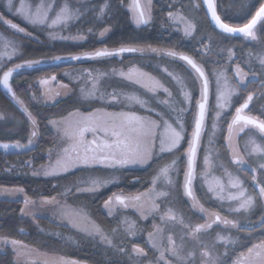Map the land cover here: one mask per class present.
<instances>
[{"label":"trees","instance_id":"16d2710c","mask_svg":"<svg viewBox=\"0 0 264 264\" xmlns=\"http://www.w3.org/2000/svg\"><path fill=\"white\" fill-rule=\"evenodd\" d=\"M66 1L73 8L79 9L81 13L78 19L68 23L66 30L70 33L82 34L84 36L83 39L49 42L38 30L24 24L15 14L4 10L2 2H0V15L18 24L20 27L25 28L26 32L29 33L26 35L29 38V43L23 44L18 56L12 58L9 62L34 61L53 55H82L81 57H84L86 53H94L96 49L101 47L108 48L123 44H133L172 50L174 52H185L195 61L202 62L204 68L211 74L210 66L214 67L225 62L224 46L229 43V45L233 44L235 51L232 61L237 63L242 70H248L250 68L249 66H251V71L257 75V78L248 80L243 87L239 86V94L232 98L233 108L238 107L243 102L242 99L247 97L249 93H255L258 88L262 87L261 81L264 80V69L261 68L254 57H252V60L249 59L253 51V40H247L241 36L227 35L213 28L199 0H196L198 6L193 12H190L188 9V0H152V19L148 24L140 26L134 25L131 20L128 6L129 0H107L109 7L99 17L96 15L98 8H94V6L103 3L104 0H87L83 2L74 0ZM167 4H171V8ZM215 5L219 16L225 22L232 25H241L246 22L251 14L254 13L255 8L258 7L257 0H215ZM178 6H182L184 12L188 13L189 11L192 18L195 17L196 19L195 31L189 38H185L180 31L175 30L168 22V11ZM2 24L7 26L0 21V26ZM103 28L108 29V31L99 37L97 33ZM256 33L258 37L261 36L264 39V28L260 25L257 26ZM215 37L219 38V42H215ZM204 46L207 49L204 50ZM154 57L155 55L144 56V54H139L138 52H124L119 55L94 59L82 58L80 60H69L56 64L48 63L45 66H38L31 69L24 67L14 73L10 81L11 86L17 98L23 102V107L27 108L28 112L35 118V130L38 132V135L33 140V143L29 145L28 139L33 127L31 122L22 111L21 105L17 104L12 97L0 89V110L6 116L4 120L6 122H0V144L7 143L13 145L19 141L22 145H26L25 147H9L8 149L0 147V188H22L28 197L51 196L66 189L65 195L68 201L83 206L104 229L110 230L115 224L117 226L120 225L118 223L119 217L117 213H115L116 215L108 216L103 211L102 205L114 190L120 189L127 193L143 190L149 185V177L156 168L171 159L177 161L176 177L178 176V179H180L185 166L184 151L188 145L189 130L192 124L191 118L185 123L186 131L183 133L184 139L177 149H174L171 153L164 152L159 156L153 157L152 161L145 167H126L116 170L115 175L118 177L116 183L101 187L95 192H77L76 185L78 182L86 181L88 178L99 175L109 176L110 170L99 167H79L67 173L51 177L36 176L30 172V166H36L45 160L46 157L44 156L46 151L52 145L53 133L47 123L49 118L64 116L72 110L89 111L104 104L96 98L87 99L79 97L77 95L78 85L75 83H73V91L71 93L63 98H59L53 103L33 102L25 90L27 86L32 85L38 77L53 73L67 82L66 77L64 78L59 72L64 68L88 71L96 70L97 68L106 70L108 65L129 66L138 64L159 76V63L158 65L155 63ZM158 60L162 62V65H167V69H175L182 72L183 68L178 61L174 59L166 60L164 56L158 57ZM152 63L156 67L153 68ZM118 80L120 82L117 80L110 81L111 85H107V83L106 85H102V83L105 84V81L99 82V86L102 87V90H105L108 86L116 85V87H119L117 88L119 90L117 93H121L122 91L140 92V89L134 84H129L120 79ZM84 81L87 82V80ZM193 98H195L194 95ZM260 99L258 98L257 100ZM115 106H119V103L111 101L106 103L105 107ZM152 106L156 107L157 104L152 102ZM249 111L264 120V107L262 104L261 107L257 104L249 106ZM231 113L232 111L226 113L220 122L222 123V120H225V123L228 122ZM220 126L221 129L216 139L219 159L223 164L229 166L230 163L227 160V149L224 139L226 130L224 126L222 127V124ZM245 133L240 134L239 141L241 139L243 140ZM260 138L264 142V138L262 136ZM248 161L250 163H248L249 166L256 168L254 161H251V159ZM12 164L15 165L12 166L14 168L10 167ZM238 173L242 174L247 189L255 196L258 193V189L254 187L251 181V169L242 167ZM257 174V182L264 185V169L259 167ZM197 195H199L200 200L207 207L211 209L218 208L215 203H211L207 199V193L198 191ZM22 201L20 198L0 196V235L25 241L45 252L58 253L89 264H141L144 261V257H140L141 260L137 263L134 260H130L129 256H127L133 244L144 248L147 258H150L152 255V249L143 240L142 235L140 237H128L122 230L114 233L115 243L117 244V242L123 241L126 245H123L127 250L126 253H119L105 243L94 239L92 236L85 235L68 226L54 223L48 218H37L34 222L28 217L20 215L19 211ZM181 204L187 208L183 209L188 213V217L191 216L192 218L196 217L197 219H201L197 213H193L189 209L188 204L184 201ZM247 215L246 219L248 222L240 224L236 230L229 231L230 237L236 243L224 245V248L226 247V255L225 253L223 254L222 264H231L237 255L247 252V249L252 247L253 244L264 240V230H261L259 225L251 233L243 230V228L249 227L250 224H256L260 216L263 215L262 201H259ZM137 219L138 221L148 222L141 220L139 217ZM222 229L218 226L212 227L207 232L208 237L211 238L217 233H223L225 229ZM218 246H222V243L219 242ZM0 264L19 263H16L12 259L11 252L8 249H3L0 250ZM160 264L163 263L160 262Z\"/></svg>","mask_w":264,"mask_h":264},{"label":"snow or ice","instance_id":"6c2138e0","mask_svg":"<svg viewBox=\"0 0 264 264\" xmlns=\"http://www.w3.org/2000/svg\"><path fill=\"white\" fill-rule=\"evenodd\" d=\"M203 3L207 6L208 13L211 15L212 21L215 26L221 30V32L226 34H240L247 40H257L256 29L260 25L264 28V0H257L258 7L255 8L254 13L251 14L247 22L242 26L234 27L228 23L221 20V17L217 14L216 5L214 0H203ZM8 10L12 11L13 3L12 0H7ZM109 5L107 0L103 3L95 5L94 8H98L96 15L102 16L105 9ZM171 7V5H170ZM130 10L133 12V20L137 26L142 24H148L151 20L152 11V0H132L130 5ZM53 11V4L51 2L46 3L45 0H40L36 5L35 11H30L25 7L24 0H21L20 6L15 8V14H19L22 18L31 25H44L47 24L49 28L56 25H67L69 21L76 20L81 15L79 9L70 8L67 3L59 7V10L55 12L53 17L49 16V13ZM168 20L173 23H182L183 31L185 36H191L193 34L195 25L188 20L179 11L172 12L169 11ZM0 21L8 25L11 29L16 30L19 33L29 34L26 29L20 27L18 24L13 23L11 20L6 19L4 16L0 15ZM91 31V29H89ZM108 29H105L100 33L101 36L105 34ZM52 39H69V37H57L54 33H49ZM72 39H83L82 36L72 37ZM11 46V52L4 51L0 52V60H3L5 56L10 60L16 52V47L12 45L11 41H4L3 47L8 49ZM149 51L156 52L159 54V49L149 48ZM143 52L145 49L132 48V47H122L115 52H110L107 49L97 50L94 54H86L84 57L79 55H71L69 57L54 56L53 60L59 61L61 59H71L80 60L82 58L94 59L98 57H107L113 55H119L124 52ZM229 59H231L232 51L228 49ZM165 55L170 57H176L178 54L174 51H167ZM178 58L181 61H185L187 65L194 70L200 80L203 81L201 99L197 101L198 111L195 114L194 128L191 132V138L188 140V148L186 149L185 155L187 158L186 171L184 173L183 182V192L184 195L192 202V207L194 209H199L200 212L205 213L208 217L203 224H197L194 227L185 224L182 217H178L172 208H168L160 219L162 223H167L169 221L180 224L183 228L188 229L185 236L190 239L200 243L198 234L202 232H207L213 227L214 224H223L225 226H231L232 228L238 227V222L235 220L227 219L226 217H221L218 213H209L207 209L200 204V201L195 196L193 190V181L196 179V155L197 149L200 146L201 134L204 127L206 106L208 102V79L205 76L204 69L198 65L191 57L180 54ZM259 64L262 69H264V54L257 57ZM39 60L25 61L23 64H16L14 67L7 68L3 71V75L0 76V86H2L7 93L12 97L17 104L21 105V109L27 116L28 120L31 122L33 129L30 132L28 139V144L33 143L34 137L38 135L35 130L36 120L28 112L27 108L23 107V102L20 101L16 93L14 92L9 80L13 76V73L17 70L28 67L31 68L35 64H39ZM236 78L239 85L245 83V77L248 73H245L239 66L235 69ZM88 77L92 80V86L89 89H81V94L86 98H96L97 92H99V82L102 76L106 75L104 73H99L95 77L92 76L90 71L87 72ZM119 75L124 79L134 83L139 84L141 87L146 89L149 93H156L159 89H163L164 92H168L167 88H164L159 80L154 77L149 76L147 73L139 71L137 69H130L127 73L120 72ZM255 76L256 73L252 72ZM217 76V108L224 109L231 102V97L235 95L238 91L237 87H232L224 73L220 72L216 74ZM175 78V77H174ZM223 78L222 88L220 87ZM52 79H55L53 77ZM48 80H41V85L48 84ZM261 86L264 87V80L261 81ZM62 87H67V85H62ZM50 91V90H49ZM60 93L57 92L56 95ZM171 95V93H168ZM108 95L112 100H117L123 98L129 104H138L141 108L147 106V101L141 96L136 94L128 93H111L105 94L101 93L99 98L105 99ZM182 95L185 100L189 99V95L183 92ZM264 95V93H262ZM51 98V97H50ZM254 99L252 93H249L244 102L235 109V115L232 121L228 124L229 136L227 138L229 148L231 149L232 163L243 165L245 163L244 157L239 154V151L232 144V137L234 135H239L244 132L245 129L249 127L256 129L259 133L264 136V120L258 119L257 117L245 114V109L249 108V104ZM167 104L168 101H163ZM175 110V109H174ZM186 109H181L183 112ZM220 112L216 113V117H220ZM0 119H3L0 116ZM53 127L57 128V131L61 133L62 138H66L68 146L62 149V155L58 157L55 164L51 165L48 169L44 171L45 176L60 175L61 173H67L78 166L91 167L95 164H101L106 167L115 166H127V165H145L153 158V147L155 142L159 141V151L160 152H173L177 149L181 141L184 139V125L183 122L178 118L175 123L179 125V129L174 127L172 123L168 120L161 118L158 120H153L150 117H143L136 115L135 112H121V113H105L104 117H96L93 115L84 116L83 118L73 121L70 124H65L64 127H60V122L55 120L51 121ZM215 127V125H213ZM86 133H92L93 139L87 140ZM97 133H102L103 136H98ZM251 146V152L249 155H264V146L257 144L254 139L248 141ZM19 141L13 145L7 143L0 144V147L8 149L9 147H25ZM176 160H172L171 163L161 166L157 174L152 179V187L142 193L135 195L124 196L115 195L109 197V199L104 201V207L108 209V214L111 216L113 209L117 205L123 208H135L140 213L141 219H146L148 215L159 211L160 206L156 203V200L160 197H167L169 193L167 191H157L158 182H162L165 185H172L173 180L169 173L175 170ZM215 167L210 156L206 155L204 157V170L201 173L204 184L207 186V191L212 193L213 197L219 201L228 200L235 202V206L230 208L231 212L239 213L241 210L244 212H249L253 209L259 201H264V185H261L256 181V168H252V180L254 187L258 189V193L253 195H248L246 189L243 187V181L239 176H233L227 169H225V175L228 177L227 184L223 183L219 177L211 175V170ZM223 167V165H220ZM261 169H264V163L259 165ZM35 174V173H34ZM86 183V187H80L79 184ZM108 183V181H102L99 178H89L87 181H80L76 185L77 192H95L99 190L101 186ZM235 190V191H232ZM9 194H15L16 192H23L22 188L17 189H5ZM24 208H21L22 215H34L30 210L29 206L35 205V202L25 197ZM44 205H56V214L62 219H66L72 227L77 228L80 231L87 232L91 236H99L101 242L105 243L111 248H114L119 253H126V248L121 244L114 243L113 238L106 235L101 228L94 222H88L87 226H83L87 221V216L84 214L83 210H74L69 208L67 205H61L60 202L55 198H43L41 200V206ZM120 224L124 226V232L127 236H135L137 233V225L133 220L124 219L120 221ZM257 225H259L261 230H264V215L260 216V219L256 224H250L249 227L243 228L244 231L249 233L256 230ZM243 227V226H241ZM154 231L148 233V244L151 245L153 249L159 252V256L156 257V264H173L175 260L178 264H193L195 253L194 251H188L185 255H182L184 248L185 236L181 237L182 243L177 245L172 237L169 235L167 240V246L161 249L160 245L157 243V235L164 231L159 225H153ZM21 231H23L21 229ZM113 233L117 232L116 228L112 229ZM216 239L218 241H223L224 244L233 243L235 240H230L226 236L217 234ZM11 246L12 252L15 254L17 260L19 257L24 255V249L27 245L23 244L22 241L17 239H10L8 237H0V246ZM2 250V248H0ZM247 264H264V240H261L258 244H253L252 247L247 249ZM167 254V255H166ZM130 260H134L136 257H145L147 254L145 249L137 244L132 245L131 253L128 254ZM226 255V253H225ZM200 264H222L219 257H213L211 252L205 247L200 252ZM41 264H76L75 261L64 260L60 258L59 261L45 259Z\"/></svg>","mask_w":264,"mask_h":264},{"label":"rangeland","instance_id":"374dc122","mask_svg":"<svg viewBox=\"0 0 264 264\" xmlns=\"http://www.w3.org/2000/svg\"><path fill=\"white\" fill-rule=\"evenodd\" d=\"M74 1L83 2V1H87V0H74ZM174 1H177V0H174ZM0 2H2V6H3L4 10H6L12 14H15V8L20 6L21 0H12L13 6H14L12 11L8 10L7 0H0ZM39 2H40V0H24L25 7L30 11H35L36 5ZM45 2L46 3L51 2L53 4V11H51L49 13L50 17H53L55 15V12L59 10V7L63 6L65 3L68 4V2L66 0H45ZM142 3H143V0H142ZM131 4H132V0H129L128 6H129L130 15H131V20H132L133 24L136 25L134 20H133V12L130 10ZM170 5L171 4H167L168 7H170ZM188 5H189L188 9L190 10V12H193L198 6L196 0H188ZM69 7L73 8L70 5H69ZM73 9H75V8H73ZM183 10L184 9L182 6H178V7H175L173 9L169 10V11H172V12L179 11L188 20H190L195 25V28H196L195 17L192 18L191 13L189 11L187 13V12H184ZM15 15L20 20H22V22L24 24H27L29 27L35 28L40 33H42L48 39L49 42L64 41V40L65 41H76L79 39H72V37H77V36L84 37L82 34L70 33L66 30L68 23L71 21H69L66 26L65 25H56V26L49 28L47 24H44V25L28 24L22 18V16H20L19 14H15ZM151 19H152V11H151ZM167 19H168V16H167ZM72 21H74V20H72ZM168 22L173 26V28L175 30L180 31L181 34L185 38L190 37V36L184 35V31H183L184 26L182 23H179V22L173 23L172 21H169V20H168ZM142 25H144V24H142ZM195 28H194V31H195ZM105 29L106 28H103L102 30H100L99 33H97V35L100 37L101 36L100 33L102 31H104ZM194 31H193V33H194ZM49 33H54L57 37H69V39H59V38L52 39L50 37ZM23 35H25V36H23ZM262 38L263 37H261V36H259V37L257 36V40L253 41V51L251 52V54L249 56V59H251V60H252V57H254L256 59L257 63H259L257 57L261 54H264V39H262ZM28 39L29 38L26 37V34L19 33L17 31H15L14 29H11L10 27H8V25L4 26L2 24V26H0V52H4V51L11 52V46L8 49H5L3 47L4 41H11L12 45H14L16 47V52L12 56V58L18 56V54L20 53L19 51L21 50L23 44L29 43ZM218 40H219V38L215 37V42H219ZM229 42L231 43V41H229ZM122 47H133V48L145 49V51H143V52L138 51L139 54H144V56L155 55V57H154L155 63L157 65L159 63L158 66L160 68V75L158 76L157 74L150 72L149 70L145 69L144 67H142L138 64H132L129 66H115V65L109 66L108 65L106 70L99 69V68H97L96 70H88L92 73V76L95 77L99 73L106 74V75L102 76L100 79V82L105 81V84L102 83V85H106V83H107V85H111L110 81H114V80L115 81L117 80L118 82H120L118 79L125 81L129 84H134V83L124 79L123 77H121L119 75V73L120 72L127 73L130 69H137V70L145 72L149 76L154 77L155 79L159 80L160 83L163 85V87L168 89V92H164L163 89H159L154 94L149 93L146 89L141 87L139 84H134V85L140 89L139 90L140 92H136V91H122L121 92V93H128V94H136V95L141 96V98L145 99L147 101V106L144 108H141L140 105H138V104H129L127 101L123 100L122 97L117 99V100H112L110 96L106 95L105 99H100L99 96L101 93H105V94H111L114 92L117 93V92H119V90L117 89L119 87H116V85H113L110 87L109 86L106 87L105 90H102V87L99 86V92H97L96 99L99 100L104 105L97 106V107H95L89 111L72 110L71 112H69L68 114H66L64 116L51 117L48 119L47 123H48V125H49V127L53 133L52 145H51V147H49L47 149L46 154L44 156L46 158L42 163H39L36 166H30V172L32 174L35 173L34 175H36V176H45L44 171L46 169H48L51 165L55 164L58 157L63 154L62 149L64 147L68 146V142H67L66 138H62V135L60 132L57 131V128L53 127V125L51 123V121H53V120L60 122V127L62 128V127H64L65 124H70L71 122L79 120V119L83 118L84 116L93 115L96 117L103 118L105 113L135 112L136 115H138V116L150 117L153 120L159 121L161 118H163L164 120H168L169 123H172L173 126L177 127L178 129H179V125L176 124L175 121L179 118L183 122L184 132H185L186 131L185 123L188 121L189 118H191L192 124H191V129L189 130L188 139L191 138V132L193 131V128H194L195 114L197 113V101L201 99V91H202V85H203L201 80L199 79L198 75L195 72H193V70H191L189 68V66L187 65V63L185 61H181L177 56H176L177 57L176 58V57H170V56L165 55V53L167 51H172V50H165V49H159L156 47L139 46V45H133V44H123V45H117V46L108 47V48L101 47V48H98L96 50L109 49L111 52H115L114 50H116L118 48H122ZM224 47H225V54H224L225 62L222 63L221 65H216L214 67L210 66L209 68L211 69V74L204 68L202 62L196 61L204 69V72H205V75L208 79L209 84H208V102H207V106H206L204 127H203V131L201 134L200 146L197 149V155H196V169H195L196 170V179H194V181H193V190H194L195 196L200 201V204H202L203 207L205 209H207V211L209 213H218L221 217H226L227 219L235 220L238 222V226H239L242 223L248 222L246 219V217L248 216L247 215L248 212H244L243 210H241L239 213L231 212L230 208L235 206V202H231L228 200L219 201V200L215 199L213 197L212 193H209L207 191V186L204 184L203 178L201 176V173L204 170V157L206 155L211 157V159L215 165V167L211 170V175L215 176V177H219L221 179V181L225 184H227V180H228V177L225 175V169H227L228 172H230L233 176H239V178L243 181L242 174H239L238 171L242 167L248 168V169L254 168V167H251L248 165L249 159H251V161L255 162V167L257 170L259 168V165L261 163H264V155H260V154L249 155V153L251 152V146L248 144L249 140L254 139L257 144L264 146V142L260 138L261 134L259 133V131L256 129H253L251 127H249L248 129H245L244 132H246V133H245L243 140L241 139L239 141V137H240L241 133L239 135H234L232 137L233 146L239 151V154L241 156H243L244 160H245V163L243 165L232 163L231 149L229 148L228 140H227V138L229 136L228 124L232 121V118L235 114V109L237 108V107L233 108L232 98H234L235 95L239 94L238 93L239 92V86L243 87L247 83L248 80L257 78V75H255V76L252 75L253 71H251V66H249L250 68L248 70H243L245 73H248V75L245 77V83L243 85H239L238 80L236 78V74H235V69L239 65L232 61L234 59V52H235L233 49L234 48L233 44L229 45V43H227ZM149 48H156V49H159L162 51H160L159 54H157L156 52L149 51L148 50ZM203 49L205 50V49H207V47L204 46ZM228 49H231V51H232L231 59H229ZM91 51H87V52H91ZM79 53H81V52H79ZM82 53H86V52H82ZM176 53H185V52L176 51ZM54 56L65 57L67 55H53V56H50V57H47L44 59H38V60L39 61L51 60L52 57H54ZM161 56H164V58L166 60L174 59V60L178 61L179 63H181V66L183 68L182 72L177 71L175 69H167L166 68L167 65H162L161 64L162 62L160 60H158V57H161ZM23 63L24 62H16V63H12V61L9 62L8 57L5 56L3 58V60H0V75L5 69L12 67V66H15L16 64H23ZM153 63H152V67L154 68L156 66H153ZM88 71L87 70L81 71V70H77V69L75 70V69H65L64 68V69L60 70L59 72H60V75L64 76V78L66 77L67 82L60 79L57 76V74H54V73L49 74V75H42V76L38 77L32 83V85L27 86L25 90L28 92V96L31 97V100L33 102L53 103L56 100H58L59 98H63L65 96H67L69 93H71L73 91V83H75L76 85H78L77 95L79 97H84L81 94V89L82 88L83 89H89L92 86V80L87 75ZM220 72L224 73V77L227 78L228 83L232 87L238 88V91L235 93V95H233L231 97L230 104L227 105L224 109L217 108L218 85H217L216 74H218ZM53 77H55V79H52ZM41 80H48L49 83L46 85H41L40 84ZM84 80H87V82ZM62 85H67V87L66 88L62 87ZM222 85H223V78H222L221 85H220L221 88H222ZM123 89H125V88L123 87ZM57 92H59L60 94L56 95ZM183 92L188 93L190 98L185 100V97L182 95ZM168 93H171V95H169ZM262 93H264V87H260L257 89V91L255 93H252L254 96V99L249 104V106H252L253 104H257L259 107H261V104H262L264 107V95H262ZM193 95L195 96V98H193ZM84 98H86V97H84ZM258 98L259 99L261 98V99L257 100ZM87 99H91V98H87ZM245 99H246V97H244L242 99V101H244ZM193 100H194V102H193ZM111 101H115L116 103H119V106L105 107L106 103L111 102ZM163 101H168V103L165 104V103H163ZM152 102L156 103L157 106L156 107L152 106ZM120 105H123V106H120ZM182 108L186 109V110L181 112L180 110ZM229 111H232V113L228 119V122L225 123V120H222V123H221L220 122L221 119H223V116L226 113H228ZM217 112L221 113L219 118L216 117ZM245 113L260 118L258 115L251 113L249 111V108L247 110H245ZM0 116L3 117V119H0V122L3 121L5 123L6 121H4V120L6 119L5 118L6 116L2 110H0ZM221 124H222V127L224 126V129L226 130L224 139H225V144H226L225 146L227 149V151H226L227 152V160L230 163L229 166H227L221 162V160L219 159L220 158L219 157V150L217 149L216 139H217V136H218L219 131L221 129V126H220ZM213 125H215V127H213ZM32 129H33V127H32ZM85 135H86L87 140L93 139L92 133H86ZM97 135L103 136L102 133H97ZM35 138L36 137H34L32 139L34 140ZM187 148H188V145H187ZM186 149L184 151L185 166H184L181 178L178 179V176L176 177L177 167L175 165V170L171 171L169 173L170 177L173 180V184L172 185H165L162 182H158V184H157V188H156L157 191L163 190V191H167L169 193V195L167 197H160L156 200V203L160 206L159 211L148 215L146 219H141L140 213L135 208H131V207L130 208H123L122 206L117 205L116 208L113 209L112 215H116L115 213H117V216L119 217V221H118L119 224H120V221L124 220V219L133 220L136 222V225H137L136 235L135 236H128V237H140V235H142V237L144 238L143 240L146 242L147 245H149L151 247V245L148 244V233L154 231L153 225H159L161 228L164 229V231L162 233L157 235V243L160 245L161 249H163L164 247L167 246V243H168L167 238L169 235H172L175 243L177 245H180L182 243L181 237L185 236V233L188 231V229H185L180 224L172 222V221H169L167 223L161 222L160 217L165 211H167L168 208H172L178 217H182L185 224H188L192 227H194L197 224H203L206 222V220H208V217L205 215V213H202L199 211V209H194L192 207V202L184 195V192H183L182 186H183V182H184V173L186 171V165H187V158L185 155ZM153 153H154L153 157L159 156V155L164 153V152L159 151V141L158 140L155 142V145L153 147ZM256 158H258V159L256 160ZM152 159L149 161V163L152 161ZM172 160H174V159L165 161L163 164L159 165L156 168V170L149 177V185L146 188H144L143 190L136 191L133 193H127V192H124L120 189H117V190H114L108 196L107 199H109V197H113L114 194L115 195L130 196V195H135L138 193L148 191L152 187V179L157 174L159 168L165 164L171 163ZM148 164H145L143 166L135 164V165H127V166H123V167H120V166L106 167V166L101 165V164H95V165H92L91 167H99V168H103L106 170L108 169L111 172H110L109 176L99 175V176L92 177V178H99L102 181H108V183L101 186V187H104V186H108V185L116 183V181L118 180V177L115 175L116 170H120V169L126 168V167L142 168V167L147 166ZM220 165H223V167H220ZM12 166H15V165L12 164L10 166L11 168H14ZM244 166H246V167H244ZM79 167H85V166H78L76 168H79ZM76 168H74V169H76ZM61 174H63V173H61ZM255 175H256V181H257V175H258L257 171H256ZM52 176H55V175H52ZM48 177H51V176H48ZM87 180H89V178ZM251 181L253 183V180H251ZM81 184L82 185H79L80 187H86L87 186L86 183H81ZM243 187L246 189L248 195H253V193L247 189L245 179L243 181ZM5 189L11 190V189H17V188H0V196H4V197H8V198H20V199H22L23 201H22L20 209L25 207V205H24L25 197H27L28 199L35 202L34 206H32V205L29 206V210L34 215H22L21 211H19L21 216L28 217L29 219L33 220L34 222L37 220V218H43L44 217V218H48L50 221H53L54 223L62 224V225L68 226L71 229H75L77 231H80L77 228L72 227L71 224H69L66 219H62V218H60L59 215L56 214L58 206H56V205L41 206V200L43 198L55 197L60 202L61 205H67L69 208L74 209V210H78V211L83 210L84 214H86V216H87V221L85 222V224L83 226H87L88 222H94L96 225H98L101 228V230L106 235H108L110 238H113V240H114V236H113L114 233L112 232L113 228H116L117 231L122 230L124 232V226L121 224L119 226H117V224H115L110 230L104 229V227L101 226L83 206L71 203L70 201H68L66 199V195H65L66 189L62 190L61 192H58L57 194L51 195V196H37V197H28L25 195L24 192H16L15 194H9L7 191H5ZM198 191L201 193H204V192L207 193L208 194L207 199L211 203H215V205L218 206L217 209H219V210L211 209V208L207 207L205 205V203L200 200L199 195H197ZM232 191H235V190H232ZM182 201H184L186 204H188L189 209L193 213H197L201 217V219H197L196 217L192 218L191 216L188 217V213L185 212L183 209V208H185V209H187V208L183 207L182 204L180 205V203ZM262 205H263V215H264V201H262ZM102 208H103V211L108 216H110L108 214V209H106L104 207V203L102 205ZM137 217H139L141 220H145L148 222L138 221ZM215 226L223 228L222 230L225 229L223 233H217V234L222 235V236H226L230 240H233V238H231L229 235V231L236 230V228H232L231 226H225L223 224H214L213 227H215ZM80 232H82L85 235H88L87 232H84V231H80ZM207 232H202V233L198 234L200 243H197L196 241L185 236L184 248H183L182 255H185L188 251H194L195 257H194L193 264H200V260H201L200 252L205 247L211 252L213 257H219L220 260H222L223 254L226 251V247L224 248L225 244L223 243V241H218L216 239L217 234L210 238V237H208ZM120 233H122V232H120ZM89 236H91V235H89ZM0 237H5V235H0ZM6 237H8V236H6ZM92 237L94 239L101 241L99 236H92ZM8 238L16 239V238H11V237H8ZM22 242H23V244L27 245V248L23 250L25 254L22 255L21 257H19V260H17V258L15 257V254L12 252L10 245L0 246V248H2V250L8 249L11 252L12 259L16 263H19V264H41V262L45 259L59 261L61 257L64 258V260L75 261L76 264H89V263H86L84 261H80V260H77L74 258L66 257V256L58 254V253L45 252L44 250H40L37 247H35V246L25 242V241H22ZM219 242L222 243V246H218ZM114 243H115V241H114ZM258 243H256V244H258ZM117 244H121V241L117 242ZM228 244H231V243H228ZM123 245L126 246L124 242H123ZM151 249H152V255L150 256V258H147L145 256L143 258L144 261H142L141 264H156V257L159 256V252H157L152 247H151ZM130 253H131V248H130ZM247 254L248 253L245 252L242 255H237L233 259L231 264H247V260L245 259ZM127 256H129L128 253H127ZM139 260H141L140 257H136L134 259V261H136L137 263H139ZM173 264H178V262H176L174 260Z\"/></svg>","mask_w":264,"mask_h":264},{"label":"water","instance_id":"95a60500","mask_svg":"<svg viewBox=\"0 0 264 264\" xmlns=\"http://www.w3.org/2000/svg\"><path fill=\"white\" fill-rule=\"evenodd\" d=\"M200 2H201V5H202V7H203V9H204V11H205V14H206V16H207V18H208V20H209V22H210V24H211V26L213 27V28H215L216 30H218V31H220L221 32V30L220 29H218L216 26H215V23L212 21V19H211V15L208 13V9H207V6L203 3V0H200ZM214 3H215V0H214ZM217 11V10H216ZM218 14V13H217ZM219 15V14H218ZM221 20L223 21V22H225L222 18H221ZM247 22V21H246ZM245 22V23H246ZM225 23H227V22H225ZM229 24V23H228ZM244 24V23H243ZM243 24H241V25H232V24H230V25H232V26H234V27H239V26H242ZM223 33V32H222ZM224 34H226V33H224ZM228 35H232V34H228ZM232 36H241V37H243L242 35H240V34H234V35H232ZM244 38V37H243ZM116 50H118V49H116ZM102 51V50H101ZM183 55H185V54H183ZM186 56H188V55H186ZM67 60H71V59H61V60H59V61H56V60H53L52 62L53 63H57V62H63V61H67ZM40 65H42V64H45V62H41V63H39ZM7 70V69H6ZM3 75V72H2V74L0 75V76H2ZM198 75V74H197ZM11 78V77H10ZM9 82H10V80H9ZM201 82H202V84H203V81L201 80ZM0 89H2V90H4L5 92H7L2 86H0ZM197 111H198V108H197ZM248 115V114H247Z\"/></svg>","mask_w":264,"mask_h":264},{"label":"flooded vegetation","instance_id":"af4514ba","mask_svg":"<svg viewBox=\"0 0 264 264\" xmlns=\"http://www.w3.org/2000/svg\"><path fill=\"white\" fill-rule=\"evenodd\" d=\"M42 61H43V60H41L40 63H41ZM45 61H46V60H45ZM38 66H41V65H40V64H35V65H33V67H31V68L38 67ZM25 68H26V69H31V68H28V67H25ZM17 71H19V70H17ZM17 71H16V72H17ZM16 72H14V73H16ZM14 73H13V74H14ZM10 81H11V79H10ZM245 110H246V109H245Z\"/></svg>","mask_w":264,"mask_h":264},{"label":"bare ground","instance_id":"6f19581e","mask_svg":"<svg viewBox=\"0 0 264 264\" xmlns=\"http://www.w3.org/2000/svg\"><path fill=\"white\" fill-rule=\"evenodd\" d=\"M200 1V0H199ZM201 3V2H200Z\"/></svg>","mask_w":264,"mask_h":264}]
</instances>
